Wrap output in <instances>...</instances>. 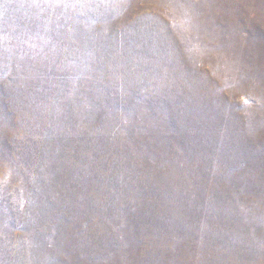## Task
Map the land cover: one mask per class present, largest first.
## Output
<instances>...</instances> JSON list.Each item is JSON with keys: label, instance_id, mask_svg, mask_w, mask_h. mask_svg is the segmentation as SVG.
I'll return each mask as SVG.
<instances>
[{"label": "rangeland", "instance_id": "374dc122", "mask_svg": "<svg viewBox=\"0 0 264 264\" xmlns=\"http://www.w3.org/2000/svg\"><path fill=\"white\" fill-rule=\"evenodd\" d=\"M0 264H264V0H0Z\"/></svg>", "mask_w": 264, "mask_h": 264}]
</instances>
